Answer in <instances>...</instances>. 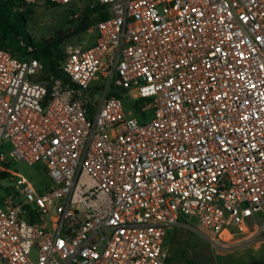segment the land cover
<instances>
[{
  "label": "built area",
  "instance_id": "built-area-1",
  "mask_svg": "<svg viewBox=\"0 0 264 264\" xmlns=\"http://www.w3.org/2000/svg\"><path fill=\"white\" fill-rule=\"evenodd\" d=\"M89 2L108 17L61 77L0 49V177L23 197L0 198L1 264H166L183 222L245 231L264 211V0Z\"/></svg>",
  "mask_w": 264,
  "mask_h": 264
},
{
  "label": "rangeland",
  "instance_id": "rangeland-1",
  "mask_svg": "<svg viewBox=\"0 0 264 264\" xmlns=\"http://www.w3.org/2000/svg\"><path fill=\"white\" fill-rule=\"evenodd\" d=\"M90 4L89 0L55 8L45 3L36 4L30 22L33 35L38 40H45L59 31L67 30L70 27L69 20L75 19L74 14L79 15ZM69 43L90 46L93 40L89 35H83ZM152 114L151 110L147 111V119ZM5 151L8 153L7 148ZM12 169L25 176L39 192L51 184L42 162L29 165L17 161L13 163ZM12 176L0 178V198L12 196L16 203H20L23 197L17 193L19 189L11 180ZM256 220L250 224L256 227L250 226L248 232L226 227L219 235L212 234L194 222H183L168 231L166 246L170 259L166 264H260L264 261V211L256 215ZM259 226L263 227L261 231L257 228Z\"/></svg>",
  "mask_w": 264,
  "mask_h": 264
},
{
  "label": "trees",
  "instance_id": "trees-1",
  "mask_svg": "<svg viewBox=\"0 0 264 264\" xmlns=\"http://www.w3.org/2000/svg\"><path fill=\"white\" fill-rule=\"evenodd\" d=\"M47 6L59 7L50 3ZM36 4L25 6L18 0H0V49L7 50L19 58H35L42 62L43 71L41 79H51L62 76V63L64 60V46L70 40L88 35L95 22L104 20L108 14L101 13V8L86 6L79 15L74 14L75 19L69 20L70 27L65 31H59L49 39L38 40L32 33L30 22ZM116 96L119 94L114 93ZM127 105L133 109L135 115H146L141 111L143 101ZM0 178H7L3 173ZM169 254L166 263L169 261ZM260 264H264L261 261Z\"/></svg>",
  "mask_w": 264,
  "mask_h": 264
},
{
  "label": "crops",
  "instance_id": "crops-1",
  "mask_svg": "<svg viewBox=\"0 0 264 264\" xmlns=\"http://www.w3.org/2000/svg\"><path fill=\"white\" fill-rule=\"evenodd\" d=\"M89 35V34H88ZM91 39L93 40V42H94V39L91 37ZM257 220H256V218H252V219H249L248 221H247V224H246V230L245 231H241V232H248V230H249V227L250 226H255L256 227V225H250V224H252L251 222H256ZM254 224V223H253ZM258 228V230H260L261 231V229L263 228L262 226H259V227H257Z\"/></svg>",
  "mask_w": 264,
  "mask_h": 264
}]
</instances>
